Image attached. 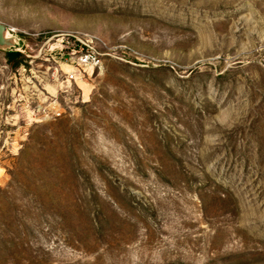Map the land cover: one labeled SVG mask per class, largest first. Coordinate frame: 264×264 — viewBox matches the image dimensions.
Returning a JSON list of instances; mask_svg holds the SVG:
<instances>
[{
	"label": "rangeland",
	"instance_id": "rangeland-1",
	"mask_svg": "<svg viewBox=\"0 0 264 264\" xmlns=\"http://www.w3.org/2000/svg\"><path fill=\"white\" fill-rule=\"evenodd\" d=\"M0 22L23 54L0 51V264H264V0Z\"/></svg>",
	"mask_w": 264,
	"mask_h": 264
},
{
	"label": "water",
	"instance_id": "water-1",
	"mask_svg": "<svg viewBox=\"0 0 264 264\" xmlns=\"http://www.w3.org/2000/svg\"><path fill=\"white\" fill-rule=\"evenodd\" d=\"M21 47V39L15 36L7 25L0 22V51L10 53L18 51Z\"/></svg>",
	"mask_w": 264,
	"mask_h": 264
},
{
	"label": "trees",
	"instance_id": "trees-1",
	"mask_svg": "<svg viewBox=\"0 0 264 264\" xmlns=\"http://www.w3.org/2000/svg\"><path fill=\"white\" fill-rule=\"evenodd\" d=\"M7 56H8L10 61H15V64L18 65L20 63L19 59H20V57H23V54L19 51H14V52L7 53ZM2 242H3V240H1V238H0V249H1L2 245L4 244Z\"/></svg>",
	"mask_w": 264,
	"mask_h": 264
},
{
	"label": "built area",
	"instance_id": "built-area-1",
	"mask_svg": "<svg viewBox=\"0 0 264 264\" xmlns=\"http://www.w3.org/2000/svg\"><path fill=\"white\" fill-rule=\"evenodd\" d=\"M89 60H90V56H89L88 54H83V55H81V57H80V62H79V64H80V65H86V64H88V62H90ZM73 77H74V76L71 75V78H73Z\"/></svg>",
	"mask_w": 264,
	"mask_h": 264
}]
</instances>
